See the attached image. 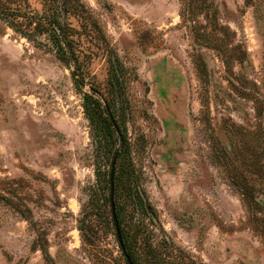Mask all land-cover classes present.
Listing matches in <instances>:
<instances>
[{
  "label": "rangeland",
  "instance_id": "1",
  "mask_svg": "<svg viewBox=\"0 0 264 264\" xmlns=\"http://www.w3.org/2000/svg\"><path fill=\"white\" fill-rule=\"evenodd\" d=\"M77 3L60 19L84 89L124 71L139 264H264V0ZM36 40L0 19V264H128L73 68Z\"/></svg>",
  "mask_w": 264,
  "mask_h": 264
},
{
  "label": "trees",
  "instance_id": "2",
  "mask_svg": "<svg viewBox=\"0 0 264 264\" xmlns=\"http://www.w3.org/2000/svg\"><path fill=\"white\" fill-rule=\"evenodd\" d=\"M77 2L78 0H52L49 8L51 12L37 15L23 8V0H0V19L30 40L37 41L39 35L46 34L58 59L73 68L74 85L82 95L85 116L91 126L98 184L104 200L110 203L112 162L122 139L114 174V203L123 238L124 213L127 206L132 204L134 208L141 207L143 212H147L145 191L140 186L141 178L131 157V146L125 133L128 100L125 96L127 87L123 78L124 71L114 59L108 80L107 97H99L97 93L100 92L93 83H90L91 91L84 89L87 83L76 55L71 27L60 19L65 12L78 9ZM110 114L114 117L119 131L114 126ZM123 241L126 249L124 254H128L134 264H139L137 252L128 247L124 238Z\"/></svg>",
  "mask_w": 264,
  "mask_h": 264
},
{
  "label": "water",
  "instance_id": "3",
  "mask_svg": "<svg viewBox=\"0 0 264 264\" xmlns=\"http://www.w3.org/2000/svg\"><path fill=\"white\" fill-rule=\"evenodd\" d=\"M108 111L110 112L109 108H108ZM110 117L114 121V126L119 131L118 125L116 124L112 114H110ZM121 145H122V139L120 141V145H119V147L117 149V152H116V154L114 156V159H113V162H112V169H111V176H110V179H111V208H112L113 220H114V223H115V226H116L117 237H118V240L120 242V245H121L123 251L125 252L126 249H125V246H124V241H123V238H122L121 229H120V225H119L118 218H117L116 206H115V203H114V174H115V169H116L117 156H118V152L120 151ZM126 258H127L128 264H134L132 258L128 254H126Z\"/></svg>",
  "mask_w": 264,
  "mask_h": 264
}]
</instances>
